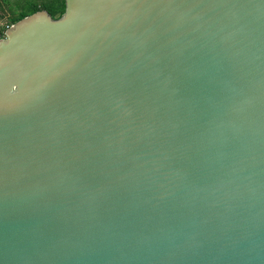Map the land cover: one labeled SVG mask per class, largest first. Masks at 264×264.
I'll return each instance as SVG.
<instances>
[{
    "label": "water",
    "instance_id": "obj_1",
    "mask_svg": "<svg viewBox=\"0 0 264 264\" xmlns=\"http://www.w3.org/2000/svg\"><path fill=\"white\" fill-rule=\"evenodd\" d=\"M0 36V264H264V0H65Z\"/></svg>",
    "mask_w": 264,
    "mask_h": 264
},
{
    "label": "trees",
    "instance_id": "obj_2",
    "mask_svg": "<svg viewBox=\"0 0 264 264\" xmlns=\"http://www.w3.org/2000/svg\"><path fill=\"white\" fill-rule=\"evenodd\" d=\"M65 8H66L65 0H49V1H44L42 3L38 1L36 2L32 0H27L25 9H23L17 16H15L12 19L11 24H14L17 21L21 20L22 18L42 9L48 10L50 14L53 15V17L58 18L63 15V13L65 12ZM9 26L10 25H8L7 28ZM5 32L6 31L3 32V29L0 27V34L5 35Z\"/></svg>",
    "mask_w": 264,
    "mask_h": 264
},
{
    "label": "rangeland",
    "instance_id": "obj_3",
    "mask_svg": "<svg viewBox=\"0 0 264 264\" xmlns=\"http://www.w3.org/2000/svg\"><path fill=\"white\" fill-rule=\"evenodd\" d=\"M40 3L49 0H32ZM27 0H0V27L3 32L8 25H12V19L25 9ZM1 37L5 35L0 34Z\"/></svg>",
    "mask_w": 264,
    "mask_h": 264
}]
</instances>
